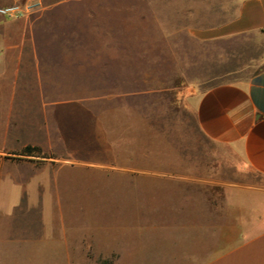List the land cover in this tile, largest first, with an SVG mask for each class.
I'll return each instance as SVG.
<instances>
[{
    "label": "crops",
    "instance_id": "crops-1",
    "mask_svg": "<svg viewBox=\"0 0 264 264\" xmlns=\"http://www.w3.org/2000/svg\"><path fill=\"white\" fill-rule=\"evenodd\" d=\"M84 1L41 0L42 8L34 14L0 16V87L9 88L13 103L16 87L36 85L39 102L30 120L14 114L11 103L6 115L0 114V255L13 249L28 264H46L48 250L54 264L71 261L61 255L67 235L62 209L58 219L48 220L47 195L53 190L58 203L59 173L82 167L101 168L106 181L121 176L144 186L151 183L163 196L189 202L178 210L169 207L172 218L181 214L169 225L143 228L133 257L126 241L109 239L107 226L116 220L104 207L92 220L96 229L83 251L84 261L264 264V183L231 188L225 208L206 193L191 190L190 183L199 180L192 166L198 164L190 153L189 125H184L185 118H192L204 140L227 148L238 168L264 180V64L242 80L208 82L220 74L214 72L205 45L264 30V0L238 1L236 16L215 28L157 31L159 40L137 53L120 41L117 52L108 56L119 66L104 64L102 69L103 84L115 87L104 92L103 100L133 97L135 104L102 113L92 107V98L64 99L47 95L44 88L56 84L55 78L48 82L46 77L55 76L61 64L58 44L67 39L65 49L72 52L83 36L78 30L58 29L47 18L62 6ZM10 4L0 0L1 6ZM70 64L74 83L89 84L79 81L89 77L79 76L77 55ZM163 97L168 101H160ZM26 147L33 150L26 152ZM65 251L82 253L79 248Z\"/></svg>",
    "mask_w": 264,
    "mask_h": 264
},
{
    "label": "rangeland",
    "instance_id": "rangeland-1",
    "mask_svg": "<svg viewBox=\"0 0 264 264\" xmlns=\"http://www.w3.org/2000/svg\"><path fill=\"white\" fill-rule=\"evenodd\" d=\"M238 1L240 0H86L77 6H62L54 16L47 18V23L54 21L58 29L82 32V43L77 48L73 47L72 52L65 49L67 39L58 44L62 47L61 64L55 76L46 77L48 82L55 78L56 84L45 85V91L50 96L63 95L64 99L76 95L78 98H92L90 103L99 113L106 109L118 110L121 104L123 110L133 109L135 104L133 97L103 100L104 92L115 87L103 84L106 80L102 78V69L104 64L119 66L118 60L109 61L108 56L117 52L120 41H125L127 47L137 53L150 48L152 41L159 40L157 31L221 26L236 16ZM195 42L191 41V47L199 49V44ZM205 45L208 58L212 59L213 66L217 68L214 72L220 74L208 82L242 80L264 64V30ZM158 47L161 51L162 45L159 44ZM76 55L82 64L79 76L89 77L79 81L89 84L74 83L75 74L70 61L75 59ZM118 75L117 72L114 77ZM37 88L36 85H19L15 90V99L11 103L9 101L11 91L8 87L1 86L0 114L5 116L11 103L14 114H21L24 120H30L29 115L32 111H37L39 105L34 96ZM128 88L134 90V87ZM160 101L165 103L168 98L163 97ZM184 125H189L190 153L192 160L198 164L195 168L192 166V173L199 177V180L190 183L191 190L206 193L208 200H213L217 204L221 201L225 208L226 193L231 188L264 183V180L254 173L238 168L227 148L204 140L196 132L192 118H185ZM2 127L3 124L0 122V130ZM63 156L68 158L65 153ZM100 170L64 168L58 176V203L52 197L53 190L48 192L47 218L49 220L50 217L57 216L58 219L61 207L64 227L67 230V240L63 238L61 255L63 261L67 259L71 261L63 264H93L84 261L82 254L87 242L92 238V228L96 229L92 220L96 216L100 217L101 210L105 208L106 214L116 220L114 225L107 226L111 229L109 239L126 241L127 250L133 257L143 228H163L181 215L175 212L173 219L167 213L169 207L178 210L180 206L189 205V202L182 204L177 198L163 196L152 188L151 183L144 186L128 177H112L109 173L107 177L112 179L106 181ZM210 195L213 196L212 199L209 198ZM184 220H188V217ZM66 247L69 250L79 248L82 253L68 255ZM0 256L4 259L0 260V264H28L22 256L16 255L13 249H8L6 255ZM46 264H54L48 250Z\"/></svg>",
    "mask_w": 264,
    "mask_h": 264
},
{
    "label": "built area",
    "instance_id": "built-area-1",
    "mask_svg": "<svg viewBox=\"0 0 264 264\" xmlns=\"http://www.w3.org/2000/svg\"><path fill=\"white\" fill-rule=\"evenodd\" d=\"M12 4L0 5V16L7 19H20L41 10V0H11Z\"/></svg>",
    "mask_w": 264,
    "mask_h": 264
},
{
    "label": "trees",
    "instance_id": "trees-1",
    "mask_svg": "<svg viewBox=\"0 0 264 264\" xmlns=\"http://www.w3.org/2000/svg\"><path fill=\"white\" fill-rule=\"evenodd\" d=\"M32 150H33V148H31V147H26V149H25L26 152H29V151H32Z\"/></svg>",
    "mask_w": 264,
    "mask_h": 264
}]
</instances>
